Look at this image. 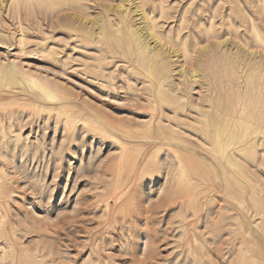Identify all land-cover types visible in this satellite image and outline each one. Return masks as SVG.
<instances>
[{
	"label": "rangeland",
	"instance_id": "1",
	"mask_svg": "<svg viewBox=\"0 0 264 264\" xmlns=\"http://www.w3.org/2000/svg\"><path fill=\"white\" fill-rule=\"evenodd\" d=\"M0 264H264V0H0Z\"/></svg>",
	"mask_w": 264,
	"mask_h": 264
},
{
	"label": "bare ground",
	"instance_id": "2",
	"mask_svg": "<svg viewBox=\"0 0 264 264\" xmlns=\"http://www.w3.org/2000/svg\"><path fill=\"white\" fill-rule=\"evenodd\" d=\"M148 26H149V25H148ZM149 27H150V26H149ZM149 29H150V30H149V31H150L149 34L152 35L151 37H152L153 39L155 38V39H154L155 41L160 42V44H162V45H163V48H164V46H165L166 44H164L165 42H163L164 40H163L162 36H159V35L157 36L158 33L156 34V31H155L154 29H152V27H150ZM153 34H154V35H153ZM155 35H156V36H155ZM149 36H150V35H149ZM148 38H149V37H148ZM149 39H150V38H149ZM150 40H151V39H150ZM166 43H167V42H166ZM195 45H196V44H195ZM256 47H257V46H256ZM184 51H185V52H188L186 49H184ZM159 56H160V55H159ZM183 66H184V65H183Z\"/></svg>",
	"mask_w": 264,
	"mask_h": 264
}]
</instances>
